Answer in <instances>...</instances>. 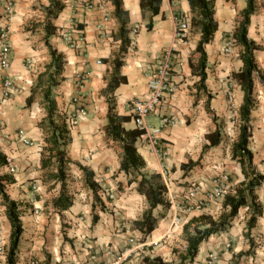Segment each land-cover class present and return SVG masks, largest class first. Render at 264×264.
<instances>
[{
	"label": "crops",
	"instance_id": "obj_1",
	"mask_svg": "<svg viewBox=\"0 0 264 264\" xmlns=\"http://www.w3.org/2000/svg\"><path fill=\"white\" fill-rule=\"evenodd\" d=\"M11 1L14 14L9 24L10 67L6 71L0 69V92L6 75L12 77L19 91L0 103V134L11 137V141L2 147L9 161L8 167L16 171V182L7 187V194L21 205L23 233L16 264H87L90 256H94L95 264H141L146 257H160L165 263L176 262L174 250L186 249L182 233L184 224L201 214L217 218L223 211V198L206 202L202 210L184 213L179 209L177 220L173 218L171 206L167 209L157 206L153 214L162 216L149 235L144 237L134 228V222L142 217L148 203L136 191L135 183L127 185V176L119 171L120 145L108 140L104 133L107 113L104 91L110 79L112 60L120 46L116 36L119 25L113 16L112 5L105 0H90L93 6L88 8L76 4L88 0H65L64 9L53 22L56 31L47 40L65 58L64 80L59 81L51 93L58 113L65 119L74 109L69 102L78 92L76 76L80 73L86 75L82 100L87 115L77 126L69 127L70 142L65 147L69 161L66 184L69 179L78 189L70 193L73 195L72 206L59 213L52 207V200L59 192L55 188L51 190L55 186L53 181L43 182L46 170L40 168L46 146L45 136L38 126L46 115L41 89L33 92L30 104L26 105L38 75L50 62L43 32L44 8L49 1ZM262 2L256 0V11L250 17L247 36L260 46V50L254 52V58L264 74ZM213 3L218 27L212 41L204 48L207 58L204 84L211 96L208 106L216 117L215 121L207 114L206 94L198 88L199 77L191 67L197 64L193 58L198 54L195 49L200 34L199 31L196 34L190 32L192 13L188 0H160L154 15L141 10L140 0H122L127 12L130 43L119 70L125 81L115 88L112 97L115 112L129 117V121L122 124L124 129L136 128L129 109L130 101L147 95V82L155 72L160 55L170 47L175 49L171 74L174 92L146 118L147 125L156 131V143L150 145L141 135L135 147L145 163L142 172L160 175L166 183L167 199H174L179 204L184 203L186 191L192 185L200 186L201 193L197 198L205 199L215 178L219 177L225 183L226 190H232L242 182L240 166L231 158L232 145L223 146L222 135L219 145L203 148L208 144L205 136L216 128L214 122H229L232 113H239L243 101V92L232 78V74L242 68L241 48L235 45L229 53L221 52V39L223 32L232 36L235 19L246 2L213 0ZM180 16L188 24V31L182 39L176 40L173 37L174 19ZM70 20L84 37V45L79 44L76 49H70L63 40L67 31L74 30H68ZM74 31L70 35L73 39L76 38ZM229 94L233 99L232 108L227 101ZM253 95L256 107L250 113L248 148L253 154L254 166L261 168L259 162L264 161V81H254ZM164 119L171 122L162 124ZM239 126L237 124L238 132ZM18 130L31 140L29 146L15 139ZM79 166L93 173V180L100 186L97 191L100 202L94 201L92 192L84 184ZM93 215L97 217L95 223H92ZM242 220L243 217L237 215L227 231L204 240L192 264H206L210 256L214 258L212 264L238 263L243 258L238 254L249 247ZM0 224L8 245L11 228L3 206L0 208ZM251 231L257 239L264 240V207ZM21 249L24 250L21 252ZM247 263L264 264V245L257 248L254 258H249Z\"/></svg>",
	"mask_w": 264,
	"mask_h": 264
},
{
	"label": "trees",
	"instance_id": "obj_2",
	"mask_svg": "<svg viewBox=\"0 0 264 264\" xmlns=\"http://www.w3.org/2000/svg\"><path fill=\"white\" fill-rule=\"evenodd\" d=\"M49 4L44 8L45 19L43 22V32L45 44L50 55V62L45 67L44 72L37 77L31 95L26 99V105L30 104L33 92L41 89L42 103L46 110L45 117L39 123V128L44 134V142L46 146L43 152L47 155L41 156L40 168L47 170V176L43 182H52L54 185L59 183V194L52 200V207L57 212L68 210L73 204V195L66 188V170L69 161L66 157L65 147L70 142L69 127L65 117L57 111L56 103L51 99L52 89L63 79V70L65 58L62 53H58L52 48L47 40L56 31L54 21L65 7L64 0H48ZM113 7V16L117 20L119 28L116 34L120 42L118 53L112 60V70L110 79L105 88L104 94L107 99L106 125L104 133L108 140L116 142L122 150L119 171L127 176V185L136 184V191L145 197L148 207L143 212L142 217L134 222V228L144 237L149 235L162 214L154 216L153 210L157 206L164 209L169 207L167 199V187L160 175L156 173L148 174L142 172L145 163L138 154L135 147L136 140L143 135V131L137 128L126 130L122 126L123 123L129 121V117L119 116L114 110L112 93L120 83L125 79L119 75V70L123 64L122 58L129 47L128 29H127V12L125 11L122 0H105ZM230 1V0H226ZM245 8L241 10L235 19V28L232 33V40L235 45L241 48L240 60L242 68L239 72L233 73L232 78L240 86L243 92V101L239 108V132L236 140L231 147V158L239 166L243 176L234 191L228 189L224 192L222 205V213L214 218L211 215L201 214L191 218L182 228L184 240L186 241V249L184 251L174 250L177 258L176 262L165 263L160 257L154 259L143 258L141 264H192L194 261L200 244L213 234L227 231L241 208H247L249 217L246 221V233L244 236L249 238V232L254 228L257 220L262 216L263 206L257 201L256 189L261 185L264 177L260 174L253 164V154L249 150V139L251 137L250 113L255 109L256 103L253 95L254 81H264V74L259 69L254 58V52L260 50L254 41L248 38V27L250 17L256 11V0H244ZM160 0H140L141 10L149 11L152 15L158 11ZM190 12L192 13V26L198 27L200 39L197 42L195 52L200 55L198 62L194 68L195 74L199 77V89L204 90L207 102L206 111L212 120L216 117L211 113L208 101L211 96L206 91L205 68L207 64L206 53L204 48L209 44L215 32L217 31V22L214 19V3L213 0H188ZM208 142L204 149L219 145L221 134L219 129L208 133L205 136ZM188 162L184 163L187 164ZM9 165L6 154L0 150V199L1 205L5 208V216L10 224L9 245L6 254V264H16L19 254V244L23 233V226L20 221L21 205L18 201L11 200L6 192V188L16 182L12 173H2L1 170ZM183 166V165H182ZM83 176L84 184L92 192L95 202H100L97 191L100 188L98 183L93 180V173L86 168L79 166ZM103 209V205L101 207ZM97 217L92 216V223H95ZM253 249L250 247L247 251L239 253L238 257L249 256ZM235 264H238L237 262Z\"/></svg>",
	"mask_w": 264,
	"mask_h": 264
},
{
	"label": "built area",
	"instance_id": "obj_3",
	"mask_svg": "<svg viewBox=\"0 0 264 264\" xmlns=\"http://www.w3.org/2000/svg\"><path fill=\"white\" fill-rule=\"evenodd\" d=\"M76 4L79 7L91 8L93 6L90 0L78 2ZM13 14V2L11 0H3V2L0 3V69L2 71H6L10 67L9 24ZM71 28L75 30H73L76 33L75 39L71 38L70 36L73 32L69 30ZM68 30L69 31H67L66 35L63 36V40L70 49L79 48V44L84 45V37H82L81 31L75 27V24L72 20H70L69 22ZM187 31L188 24L184 21L183 17L180 16L178 18H175L173 30L174 39H182ZM227 51L228 50H226V52ZM174 55V47L168 48L160 55L155 66V72L147 82V95L141 98H133L129 103V109L131 111L133 123L137 129L143 131L145 141L150 145H155L156 143V131L152 130L147 125L146 118L154 111L157 106H159L164 101L166 96L174 92V84L171 79ZM85 80L86 75L84 73L77 74L76 83L78 92L76 93V96L72 97V105L74 106L75 111L66 118L68 127L77 126L79 121L87 115V111L82 100ZM18 91V87L15 85L12 77L10 75H6L2 79L0 103L6 99L11 98L15 93H18ZM227 101L230 108H232L233 99L231 94L228 95ZM169 122H171L169 119H164L161 121L162 124H167ZM15 139L25 146H29L31 144V140L25 135L22 130L17 131ZM10 141V135L0 134L1 146ZM11 172H13V169H11ZM163 174L166 175L164 172ZM211 187V190L206 193L205 199L197 198V195L201 193V188L199 185H192L188 188L183 204L176 203L174 199H168L169 206H171L174 211V220L178 219L179 209L184 213H190L194 210H202L205 207L206 202L208 201L217 200L220 198L222 199L224 192L226 191L225 183L218 177L212 181ZM5 245L6 244L4 242V238L0 233V264H4L5 261ZM213 260L214 258L210 256L207 259L206 264H212ZM87 264H95L94 256H90L89 262H87Z\"/></svg>",
	"mask_w": 264,
	"mask_h": 264
},
{
	"label": "rangeland",
	"instance_id": "obj_4",
	"mask_svg": "<svg viewBox=\"0 0 264 264\" xmlns=\"http://www.w3.org/2000/svg\"><path fill=\"white\" fill-rule=\"evenodd\" d=\"M261 2H262V0H261ZM262 3L264 4V2H262ZM258 7L259 6H257V8ZM225 24L226 25L227 24L230 25L231 23L225 22ZM36 28H34V29H36ZM198 31H199L198 27L192 26V23L190 22V32L192 34H196V33H198ZM228 33L229 32H223L222 39H221V42H223L222 48H221V52L223 51L224 53H229L230 50L233 49V47L235 46V43L232 40V36L229 37ZM37 35H38V37L41 36L39 32H37ZM226 50H228V51L226 52ZM196 56H197L196 58H193L194 64L197 63V58L199 57V55L197 54ZM37 93H39V92H37ZM72 103L73 102H72V99H71V101L69 102V105L72 106ZM74 111H75V109H73V111H71L70 113H74ZM228 120H229V122L228 121H224V120H218L217 122H214V121L213 122H214L215 127L217 129H219V131H220V133H221V135L223 137V139H222L223 140L222 141L223 142V146L226 145L227 147H230L233 144V142L236 139L237 134H238V130H236L237 129V124L238 125L240 124L238 113H235V114L232 113L231 116H230V118ZM71 128H73V127H71ZM0 150L4 152V148L1 145H0ZM45 155H47V153H45ZM259 163L261 164V168L255 166L256 167V170L260 174H262L263 177H264V161L263 162L260 161ZM1 172L2 173H12L13 175L16 174V171H14V169H13V172H11V169L8 166L5 167V168H3L1 170ZM47 173L48 172L46 170L44 172V176L45 177L47 176ZM45 177H44V179H45ZM242 181H243V176H242ZM66 185H67V191L69 193H71L75 189H78V186H75V183L73 181L69 180V179H67V184ZM237 185L233 186L232 191H234V188ZM50 186L51 185H49L48 188H50ZM54 188L56 189L55 191L59 192V189H60L59 183H57L51 190H53ZM7 191H8V189L6 188V192ZM53 192L54 191H52V193ZM255 194L257 195V199H258L257 201L259 203L260 202L264 203V180L262 181L261 185L256 189ZM1 206L2 205H1V199H0V208H1ZM262 206L264 207V205H262ZM249 213L250 212L248 211L247 208H241L238 211V215L240 214V216L243 217V220L242 221L245 224V229H246V221H247V219L249 217ZM238 218L239 217H237V219ZM0 233H1V236L3 237L1 224H0ZM249 234H250L249 235V238H246V237L245 238L247 239V242H248V246H249L248 249H250V247H252L253 251H252V253L249 256H243V258L239 259V261H238L239 264H249V263H247V260L249 258H254V254H255L257 248L259 246H263L264 245V240H262L261 238L260 239H257L256 238V235H254V232L250 231ZM66 239H67V241H70V242L72 241L69 238H66ZM4 242H5V239H4ZM8 245H9V241H8ZM8 245L7 244L5 245L6 249H5V261H4V264H6V254H7V250H8ZM23 250L24 249H21V252ZM19 252H20V250H19ZM33 264H34V262H33Z\"/></svg>",
	"mask_w": 264,
	"mask_h": 264
}]
</instances>
